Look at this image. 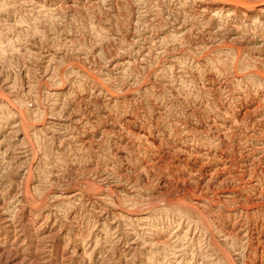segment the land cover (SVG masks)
Listing matches in <instances>:
<instances>
[{"label": "rangeland", "instance_id": "374dc122", "mask_svg": "<svg viewBox=\"0 0 264 264\" xmlns=\"http://www.w3.org/2000/svg\"><path fill=\"white\" fill-rule=\"evenodd\" d=\"M0 264H264V0H0Z\"/></svg>", "mask_w": 264, "mask_h": 264}]
</instances>
